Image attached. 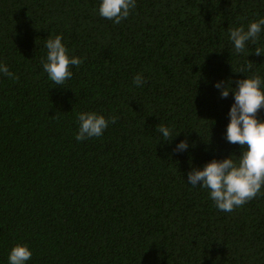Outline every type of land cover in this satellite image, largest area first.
Segmentation results:
<instances>
[{
  "label": "trees",
  "instance_id": "16d2710c",
  "mask_svg": "<svg viewBox=\"0 0 264 264\" xmlns=\"http://www.w3.org/2000/svg\"><path fill=\"white\" fill-rule=\"evenodd\" d=\"M101 2L0 0V64L19 77L0 73V264L17 243L26 264H264V194L224 212L187 181L242 154L226 138L234 92L215 84L264 77V32L241 54L229 39L264 0H136L120 24ZM56 35L83 58L63 86L43 70ZM82 111L117 120L77 141Z\"/></svg>",
  "mask_w": 264,
  "mask_h": 264
},
{
  "label": "clouds",
  "instance_id": "9594fccd",
  "mask_svg": "<svg viewBox=\"0 0 264 264\" xmlns=\"http://www.w3.org/2000/svg\"><path fill=\"white\" fill-rule=\"evenodd\" d=\"M136 7V0H102L99 6V15L115 24H120L130 15ZM264 32V17L252 21L247 28L243 25L229 29V39L233 44L234 52H245L246 45L255 44L261 33ZM46 59L43 61V70L49 79L59 86L73 76L72 67H79L83 58L72 55L71 50L63 43L61 35L48 38L45 44ZM256 55L264 53V48L257 47ZM253 65L248 63L239 72L251 71ZM235 71V70H234ZM0 73L9 79L19 80L7 65L0 64ZM142 74L133 78V83L140 87L144 83ZM215 87L220 90L222 98H227L234 92V103L229 116L226 138L231 144H239L242 154L233 159V154L224 159H213L202 168H193L188 172L187 181L192 186L200 185L208 189L210 198L215 206L224 212H232L254 199L258 194H264V118H260L259 111L264 108V77L255 72L236 82L218 81ZM79 131L77 141L100 137L108 128L109 123H115L116 116L106 118L95 111H82L77 113ZM159 131L165 140L171 136V129L158 125ZM189 148L188 141L182 140L175 151L182 152ZM32 257V250L27 243H17L8 256L9 264H26Z\"/></svg>",
  "mask_w": 264,
  "mask_h": 264
}]
</instances>
